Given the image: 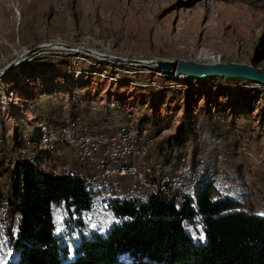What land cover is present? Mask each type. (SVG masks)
<instances>
[{
    "label": "rangeland",
    "instance_id": "obj_1",
    "mask_svg": "<svg viewBox=\"0 0 264 264\" xmlns=\"http://www.w3.org/2000/svg\"><path fill=\"white\" fill-rule=\"evenodd\" d=\"M41 45L48 48L4 70ZM82 48L142 61L233 62L264 73V0H0V146L12 151V168L22 163L20 151L37 124L69 120L72 98L90 115L121 112L147 128L155 159L175 134L194 131L197 141L180 152L190 160L197 155L215 160L220 192L237 195L243 188L248 210L261 216L263 86L218 77L173 78L73 51ZM209 113L216 118L209 121ZM239 148L244 152L238 154ZM231 171L237 179L225 176ZM106 214L105 221L116 220ZM8 248L0 241V264L13 256Z\"/></svg>",
    "mask_w": 264,
    "mask_h": 264
},
{
    "label": "trees",
    "instance_id": "obj_2",
    "mask_svg": "<svg viewBox=\"0 0 264 264\" xmlns=\"http://www.w3.org/2000/svg\"><path fill=\"white\" fill-rule=\"evenodd\" d=\"M70 101L69 119L80 118L98 132L110 134L120 123L131 122L116 111L90 115L76 100ZM207 117L211 121L216 115ZM196 139L194 131L175 134L156 159L179 164L189 159L181 149ZM4 150L0 146V197L8 189L16 224L15 229L0 230V238L7 236L1 243L6 241L13 255L7 264H264V214L248 210L243 188L220 199L223 193L213 179L218 174L215 160L205 164L207 177L194 199L177 207L160 197L140 206L125 201L108 211L97 203V188L76 176L42 177L20 162L6 167ZM197 156L189 159L193 165ZM225 176L238 178L237 172ZM239 205L246 210H234ZM106 212L116 219L113 223L105 221L110 219ZM105 223L110 229L103 234L96 228Z\"/></svg>",
    "mask_w": 264,
    "mask_h": 264
},
{
    "label": "built area",
    "instance_id": "obj_3",
    "mask_svg": "<svg viewBox=\"0 0 264 264\" xmlns=\"http://www.w3.org/2000/svg\"><path fill=\"white\" fill-rule=\"evenodd\" d=\"M26 144L20 154L30 171L42 177L76 176L100 191L97 203L108 211L125 201L140 206L159 197L177 207L194 199L207 177L204 167L208 161L202 156H197L195 165L189 159L176 165L150 159L154 140L149 130L131 122L120 123L110 134L90 129L80 118L56 125L39 123L34 141ZM243 152L237 149L238 154ZM3 155L5 166L12 167V151L7 149ZM220 199H225V194ZM235 201L239 204L240 198L235 197ZM12 202L8 189L3 190L0 230L5 232L15 224L10 216ZM234 210L245 211L240 205ZM108 225L96 229L105 231Z\"/></svg>",
    "mask_w": 264,
    "mask_h": 264
},
{
    "label": "water",
    "instance_id": "obj_4",
    "mask_svg": "<svg viewBox=\"0 0 264 264\" xmlns=\"http://www.w3.org/2000/svg\"><path fill=\"white\" fill-rule=\"evenodd\" d=\"M44 45L37 46L31 50H28L26 56L21 57V59H17L12 61L8 67L4 70H9L20 63L22 60L26 59L29 56L36 54V52L44 50L48 48V46L43 47ZM88 53V49H85ZM79 51V50H78ZM90 51V50H89ZM97 54L95 56L97 59H104L107 61H112L115 63H124L127 65L132 66H144L151 69H156L165 73L170 74L173 78L174 77H186V78H194L197 80H207L210 78L218 77V78H232V79H241L245 81H250L252 83H256L260 86L264 87V73L260 72L257 68L253 65H245V64H237L233 62L228 63H210V64H197V63H189L184 60H132V59H125L121 57H114L102 54ZM1 75V72H0Z\"/></svg>",
    "mask_w": 264,
    "mask_h": 264
},
{
    "label": "bare ground",
    "instance_id": "obj_5",
    "mask_svg": "<svg viewBox=\"0 0 264 264\" xmlns=\"http://www.w3.org/2000/svg\"><path fill=\"white\" fill-rule=\"evenodd\" d=\"M56 46H57V47H56ZM64 46H65V45H64ZM64 46L55 45V48L60 49L59 47H62V48H63ZM78 50H79V51H78ZM78 50L73 49L74 52H77V51H78L77 53L81 52V53H84L85 55H88V54H89L90 56H93V57L97 56V54L92 53V52H89V51H88V53H85V52H87V51H86L85 49H83V48H82V49H78ZM83 51H85V52H83ZM101 56H104V55H101ZM211 64H212V63H211ZM130 66H132V65H130ZM180 78H181V77H180Z\"/></svg>",
    "mask_w": 264,
    "mask_h": 264
},
{
    "label": "crops",
    "instance_id": "obj_6",
    "mask_svg": "<svg viewBox=\"0 0 264 264\" xmlns=\"http://www.w3.org/2000/svg\"><path fill=\"white\" fill-rule=\"evenodd\" d=\"M150 159H152V160H154V161H158L159 159H155V157L153 158V154L150 152ZM213 159V158H212ZM214 160H212V162H213ZM215 163V162H214ZM214 165H216V163L214 164ZM232 172V171H231ZM233 173V172H232ZM210 177H211V175H210ZM264 205V204H263ZM264 214V211H262V214L261 215H263ZM6 240L5 238H0V241H4V240Z\"/></svg>",
    "mask_w": 264,
    "mask_h": 264
}]
</instances>
